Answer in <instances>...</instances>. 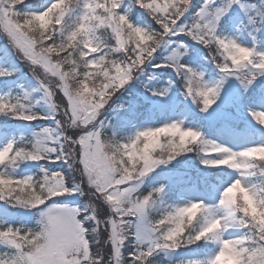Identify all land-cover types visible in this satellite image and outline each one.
I'll return each mask as SVG.
<instances>
[{
  "label": "snow or ice",
  "instance_id": "snow-or-ice-1",
  "mask_svg": "<svg viewBox=\"0 0 264 264\" xmlns=\"http://www.w3.org/2000/svg\"><path fill=\"white\" fill-rule=\"evenodd\" d=\"M235 6L244 7L240 0H204L199 7L197 0H131L130 4L128 0H53L43 10H34L28 0H0V28L32 69L34 91L48 106L47 113L38 114L29 107L30 93L4 96L0 116L54 123L31 139L21 136L19 142L0 150V201L13 208L38 210L39 216L34 228L0 224V264H153L158 253L177 252L201 241L216 245V254L189 264H217L225 240L238 251L239 241L221 239L219 233L202 234L207 220L177 233L172 221L183 209L154 213V198L141 187L157 168L197 148L207 168H225L228 160L238 161L230 170L248 187L264 177V157L258 155L264 144L233 151L173 122L169 125L182 130L185 139L191 136V143L171 150L167 160L154 159L145 168H133L124 145L105 142L100 119L112 98L147 67L174 71L184 80L187 97L203 112L217 103L227 80L236 79L247 90L264 78V51L224 35L230 30L226 18ZM133 7L143 10L149 23H134ZM259 15L264 17V12ZM250 22L258 24L254 17ZM181 41L207 50L221 77L218 84H209L202 72L183 62L189 44ZM161 50L169 55L164 63H157ZM237 52L241 58L234 60ZM12 74L0 70V78ZM57 93L62 94V110ZM166 94L167 90L154 93ZM250 115L264 126V111ZM132 146L129 141L128 148ZM213 160L218 163H210ZM28 161L62 163L68 174L41 167L36 177L17 178L15 169ZM248 190L264 203V186ZM153 191L163 194L166 189ZM62 197H84V201L71 207L59 201ZM240 225L243 235L251 229V239L243 242L242 264H261L264 228L247 217Z\"/></svg>",
  "mask_w": 264,
  "mask_h": 264
},
{
  "label": "trees",
  "instance_id": "trees-1",
  "mask_svg": "<svg viewBox=\"0 0 264 264\" xmlns=\"http://www.w3.org/2000/svg\"><path fill=\"white\" fill-rule=\"evenodd\" d=\"M245 2L257 3L260 0H242ZM48 2L53 0H28V4L34 10H41L42 8L49 6ZM204 0H197V7L202 4ZM131 3V0H128ZM131 19L134 23L146 24L149 23V18L143 10L132 8L130 13ZM264 35V32H263ZM181 43L189 44V52H191L188 59L183 62L188 65L199 66L202 65L206 68L208 77L219 78L220 74L217 71L215 65L210 62L209 54L206 49L200 48L198 45H191L188 41H181ZM158 58L155 62L164 63L166 56L165 50H161L158 54ZM0 70H7L13 74L6 78H0V93H4V96L10 98L23 97L24 93H32L36 87V79L33 76L32 69L13 46L9 43L7 37L3 34L2 28H0ZM114 74V73H113ZM170 88L172 95L176 98V103L171 101L170 98L165 99V96L154 95L155 92H163ZM57 103L61 104V110L63 104L61 102L62 95L57 93ZM185 82L171 69H154L147 67L143 72L135 75L134 79L124 89L118 92L110 101L106 110L100 119L105 125V133L109 136L115 135L117 139L122 142L130 140L133 129L137 125L141 124H158L160 122H166L171 117V114L176 109V105L179 103L183 106L186 101ZM159 100L158 106H152L153 101ZM32 103V102H31ZM161 103V104H160ZM180 105V107H182ZM38 114L47 113L46 108L33 109ZM117 115L122 116L124 121L117 120ZM203 118V116H200ZM52 121H34L28 123L25 121L13 120L10 117L0 116V131L7 133H13L15 135V141L19 142L21 136L25 139H31V134H27V128L30 127L33 131H41L44 127H51ZM116 127V132L112 131ZM201 126L206 134L211 133L212 128L204 123L201 119ZM41 167L49 168L56 172H65L68 174L67 166L62 163L50 164L46 161L39 163L24 162L21 163L18 168L15 169L14 175L19 178L22 171L31 169L33 177L40 174ZM220 179H224V174L220 172H210L208 169L202 167L201 156L197 152L186 153L170 164L162 165L157 168L149 177L145 178L141 191L144 193L150 192L154 188L165 186L167 192L166 207L170 200L177 198L178 193L183 189L192 188L197 186L201 189L208 188L212 184H215ZM61 203H70V200L63 201L59 198ZM67 201V202H66ZM84 201V197H80L72 206H80ZM19 208H13L11 205L0 201V224H6L18 228H34L38 220V210L35 212L33 218L25 219L21 218V214L18 211ZM206 247L204 241H201L197 245L181 248L179 251L171 253V257H167L166 253L156 254L153 259V264H186L191 259L190 255L195 252H201ZM129 252L133 251V248L129 247ZM194 254V253H193ZM198 255V254H197ZM199 256H202L199 255Z\"/></svg>",
  "mask_w": 264,
  "mask_h": 264
},
{
  "label": "rangeland",
  "instance_id": "rangeland-1",
  "mask_svg": "<svg viewBox=\"0 0 264 264\" xmlns=\"http://www.w3.org/2000/svg\"><path fill=\"white\" fill-rule=\"evenodd\" d=\"M240 3L244 7L241 8L240 6H235L229 13V16L226 18L228 19L230 30L226 31L224 35H228L232 38L237 39L238 42H240L243 46L255 47L258 51H264V37L262 39L259 38L260 33L262 32V30H264V17H261L259 15V13L264 12V0H260L257 3H247L240 0ZM48 4H51V2H48ZM253 17L258 20V24L254 25L250 22V19ZM258 27L260 28V31H256ZM253 36L256 37L255 40H253ZM165 53L166 59V57L169 55V52L165 50ZM191 55V52H188V54L183 57V60L188 59V57H190ZM195 69L198 70V72H202L204 74L206 82L211 85L218 84L221 79V77H219L218 79L214 77L206 78V68L202 65L195 67ZM260 91H262L260 101L254 104H248L247 101L254 100V96H256L253 95L252 92H250V87L246 90L242 86L240 81L236 79H229L223 83L220 98L218 99L217 103L207 112L201 111V108L198 105L194 104L190 98L186 97V101L184 102L183 106L180 103L179 105H176L177 107L171 114V118L169 119V121L158 124L140 125L136 129H134L135 133L133 134V137L136 132L145 128L161 127L165 124L175 122L180 123L185 129L191 128L197 130L203 134L206 140L228 147L233 151H242L249 147L262 145L264 144V126L258 124L254 119H252V116L250 115V112L264 111V89H261ZM30 94L32 103H30L29 107L32 109H39L40 107L46 108L48 112V106L44 102L42 94L34 90ZM0 95L1 97L3 96V94ZM60 95L62 94L60 93ZM166 95H168L173 102L176 101V98L172 95L170 88L167 90ZM37 101H39V103H36ZM158 102L159 100L157 99L152 103V106H158ZM244 104H246L247 106H244ZM180 105L182 107H180ZM241 109L242 114H244L243 117H241L240 114ZM230 110H234V113H231ZM200 116H203V118H200ZM201 119L205 124L212 128L211 133H204L203 126H201ZM117 120L124 121V119L120 115H117ZM51 127H54L53 122L51 123ZM116 127L117 126H115L112 131L116 132ZM26 128L27 134H31V136H33L34 133H38L37 131H33L31 129V126ZM13 141H15V135H13L12 132L7 133L4 131H0V150H2L8 143H11ZM212 154L214 155V153ZM207 169L213 171H223L224 179L219 178V180L215 182V184H212L208 188H204L201 190L197 186L183 189L177 195V198H173L169 203H167L168 206H184L190 202H203L206 205H215L218 203L219 194L223 190V188L227 187L228 184H230L234 179L238 178V173L230 169ZM32 175L33 173L31 172V169L24 170L22 171L19 178H24L26 176ZM78 198L62 197V200H70L71 204L67 203V205L74 207L72 206V203H75ZM18 211H20L19 213L21 214V218L29 219L34 217L37 210L34 211L19 208ZM241 235V231H230L228 234H226L225 238L235 239ZM204 244H206L204 250L199 253L193 251L194 254L192 253L190 255V258L193 259V261L205 262L216 254V245L207 242H205ZM201 254L202 256H199ZM166 256L171 257V253H166Z\"/></svg>",
  "mask_w": 264,
  "mask_h": 264
},
{
  "label": "clouds",
  "instance_id": "clouds-1",
  "mask_svg": "<svg viewBox=\"0 0 264 264\" xmlns=\"http://www.w3.org/2000/svg\"><path fill=\"white\" fill-rule=\"evenodd\" d=\"M232 58L239 60L241 54L234 53ZM137 133H140L138 142H136ZM104 139L109 145H124L128 151V164L133 168H145L154 159L167 160L171 155V150L181 148L185 143L192 141L191 136L185 139L182 130L172 128L169 124L140 130L127 142H122L115 135L109 136L106 133ZM129 141L133 144L131 148H128ZM112 150L109 147L108 151ZM196 152L199 153V148ZM258 155L264 157V150L259 151ZM210 163L215 164L218 161L213 160ZM219 163H223V161H219ZM238 163V161L228 160L225 169H233L238 166ZM255 181L258 182L252 181L248 187L264 186V177H258ZM160 187L165 188L164 186ZM248 187H245L239 179H234L220 192L217 204L206 205L201 202L199 205L193 204L191 207L186 205L166 207V191L161 194L152 189L148 194L154 198V213L169 209L174 211L178 207L183 209L172 221V226L177 233L197 223V221L202 223L207 220L208 226L202 234L219 233L223 239L230 231H241L240 221L246 217L264 228V203L254 198ZM209 212L212 214L210 219ZM250 239L251 229L248 230L247 235L242 234L233 239L234 243L241 242L237 244L238 251H233L232 248L228 247V241L225 240V248L218 254L217 264H242L240 255L246 251L243 242ZM261 264H264V261H261Z\"/></svg>",
  "mask_w": 264,
  "mask_h": 264
}]
</instances>
